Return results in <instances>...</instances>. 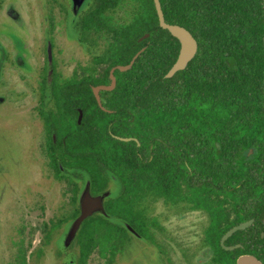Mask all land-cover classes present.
Here are the masks:
<instances>
[{
	"label": "trees",
	"instance_id": "trees-1",
	"mask_svg": "<svg viewBox=\"0 0 264 264\" xmlns=\"http://www.w3.org/2000/svg\"><path fill=\"white\" fill-rule=\"evenodd\" d=\"M159 2L164 20L184 27L198 46L173 77L164 75L177 59L179 42L159 27L153 0H89L71 17L70 35L91 56L88 74L63 78L55 62L46 60L40 98L50 108H38L45 155L54 178L70 186L71 196L67 210L43 225L36 258L62 227L60 246L68 248L72 264H87L95 250L106 264H114L136 237L125 224L136 238L161 250L152 232L158 229L157 219L150 215L151 205L159 202L181 212L192 206L206 211L211 219L206 238L221 251L216 245L223 234L218 196H231L237 209L238 196L253 192L259 182L255 164L264 161L263 0ZM142 48L130 69L114 71L115 88L100 93L102 110L91 86L110 82V69L128 65ZM100 65L105 69L95 74ZM242 74L251 80L241 79ZM243 88L258 102L243 103ZM87 181L92 196L109 192L103 201L106 215L87 218L65 247ZM16 261L27 264L20 247Z\"/></svg>",
	"mask_w": 264,
	"mask_h": 264
},
{
	"label": "rangeland",
	"instance_id": "rangeland-1",
	"mask_svg": "<svg viewBox=\"0 0 264 264\" xmlns=\"http://www.w3.org/2000/svg\"><path fill=\"white\" fill-rule=\"evenodd\" d=\"M70 8L71 0H0V43L7 51L0 73V264H17L15 245L24 252L27 264H70L60 246L63 227L40 258L34 253L41 245L43 224L58 219L71 196L70 186L55 181L47 168L35 110L45 37L52 41V55L63 78L86 75L91 64V56L70 35ZM104 69L100 65L96 73ZM150 215L157 219L158 229L152 232L165 255L132 237L114 264H168L166 258L170 264H186L179 247L193 243L191 213L159 202L151 205ZM87 264H106V257L95 250Z\"/></svg>",
	"mask_w": 264,
	"mask_h": 264
},
{
	"label": "flooded vegetation",
	"instance_id": "flooded-vegetation-1",
	"mask_svg": "<svg viewBox=\"0 0 264 264\" xmlns=\"http://www.w3.org/2000/svg\"><path fill=\"white\" fill-rule=\"evenodd\" d=\"M45 38H46L45 39L46 46H47V43L50 42L51 47H53L50 37H45ZM78 44L86 51V49L84 48V46H82V44H80L79 42ZM15 48L16 47L13 44V49ZM0 49H1L0 51L1 52L0 53V73H1L3 72L2 64L4 60L6 59L7 51L5 50V47H3L2 43H0ZM46 60H47V54L45 57L44 64L41 67L40 72L38 73V81H37V87H36L37 105H36L35 110H36V114L39 120L41 121V125H42L43 154L47 161V168L52 171V169L48 165V159L45 155V152H46L45 150L46 149L45 127L38 114L39 107L43 108L45 111L49 110L50 108L47 102L44 103V100L40 98V94H41L40 86L42 83L39 80H40V75L42 73V70L46 65ZM52 60L53 62H55L53 55H52ZM17 61L18 60L15 59V61L12 63L16 64ZM97 68L98 66L95 68V74H98L96 73ZM55 69L58 72L56 62H55ZM241 79H248V77L242 74ZM248 80H251V79H248ZM109 84L110 82H108L107 84H100L96 86L109 85ZM262 85H263L262 87L263 92L261 93V97H262V101H264V76L262 78ZM96 86H91V90L93 87H96ZM246 91L247 89L243 88V91H242V102L243 103L247 101H251L253 103L258 102L259 98L254 97L253 95L250 94V92H246ZM101 92H110V91L100 90L99 97H100ZM42 103L45 105H42ZM100 103H101V98H100ZM101 106H102V103H101ZM250 153H252V151H250ZM255 165L257 166L256 174L258 175L259 182L256 183L257 185L252 188L253 192H249L245 195L238 196V198L240 199V202L237 206V209L235 208V205H234V202L231 196L225 193L218 196V198L221 200V203L216 202V203H219L221 206V211H220L221 219L219 221V226L223 229V234L221 235V237L224 234H226L228 231L233 229L234 227L239 226L241 224L248 223V225L245 228L241 230H236L235 232H233L232 235H230L224 241L223 244H221L219 240V242L216 245L220 246L221 251H218L213 246L215 244L208 241L206 238L207 236L206 232L211 226V219L208 216V213L204 211L203 209L197 208L194 206H192V209L188 211L193 216L192 229L194 232V236H193L194 240H192L193 242L192 245H186L188 247L183 248L181 247L182 245H180L181 248L179 247V251L182 253L186 264H237L238 260L247 259V258L253 259L254 264H264V161L259 162ZM52 177L55 181H58L54 178L53 171H52ZM62 182H65V181L62 180ZM216 200L219 201L218 199ZM15 246H16V251H15L16 254L14 253L15 255L13 257V260L14 262L17 263L16 255L18 254L19 245H15ZM67 249L68 248H63L61 250L64 251ZM158 252L164 254V252L162 251V247H161V250H158ZM218 254H220V258H218L217 256ZM66 255H67V251H66ZM166 260L168 264H170L169 258H166ZM69 263L72 264V261L70 260Z\"/></svg>",
	"mask_w": 264,
	"mask_h": 264
},
{
	"label": "water",
	"instance_id": "water-1",
	"mask_svg": "<svg viewBox=\"0 0 264 264\" xmlns=\"http://www.w3.org/2000/svg\"><path fill=\"white\" fill-rule=\"evenodd\" d=\"M89 0H71V8L70 11L73 13L72 16L73 18H76L77 15L86 8V5ZM154 8L156 11V15L158 18V24L159 27L162 28L163 30H167L172 37L177 39L179 42V53L177 56V59L175 63L172 65V67L168 70V72L164 75V78L169 79L173 77L177 72L182 71L186 68L187 64L193 59L197 52V42L194 39V37L182 26L179 25H173V24H168L163 17V13L161 10V5L159 0H153ZM263 5H264V0H263ZM148 35L145 34L140 40L143 38H146ZM144 50L142 48L140 51H138L131 61L129 62L128 65L125 66H115L112 67L109 71V85H101V86H96L92 88L93 95L96 99V102L98 103L99 107H101L102 110L104 108L101 106L100 103V97H99V91H112L115 88L116 85V80L113 75L115 70H119L121 72H124L128 69L131 68L132 64L134 63L135 59L138 57V55ZM46 54H47V60L48 64L51 65L52 61V47L50 42L47 43L46 46ZM81 111H79V117L78 121L81 119ZM118 140L123 141V142H128L131 140H134L132 138H120L116 137ZM109 196V192H101L97 195L92 196L90 194V183L87 181L85 183V187L83 191L81 192L79 199H78V207H79V215L78 217L72 222L71 226L69 227L66 236L64 238V246L68 247L72 241L74 240L80 226L82 223L92 216L94 213H101L103 215H106L104 206H103V201L106 197ZM248 225V223L241 224L239 226L234 227L230 231H228L226 234H224L221 239L220 243L223 244L224 241L232 235L233 232L236 230H241L245 228ZM125 227L132 233L133 235L139 237V235L136 233V231L131 228L129 225L125 224ZM237 264H254V260L251 258L247 259H240L238 260Z\"/></svg>",
	"mask_w": 264,
	"mask_h": 264
}]
</instances>
